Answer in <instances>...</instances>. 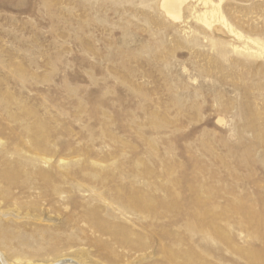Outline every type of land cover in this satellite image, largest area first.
<instances>
[{"label": "rangeland", "instance_id": "obj_1", "mask_svg": "<svg viewBox=\"0 0 264 264\" xmlns=\"http://www.w3.org/2000/svg\"><path fill=\"white\" fill-rule=\"evenodd\" d=\"M201 1L174 20L160 0H0V235L16 257L83 238L104 264L89 213L137 244L119 264H264V0Z\"/></svg>", "mask_w": 264, "mask_h": 264}, {"label": "bare ground", "instance_id": "obj_2", "mask_svg": "<svg viewBox=\"0 0 264 264\" xmlns=\"http://www.w3.org/2000/svg\"><path fill=\"white\" fill-rule=\"evenodd\" d=\"M160 1H161L160 6L162 7V10H164V12L168 17L174 20H179L181 18L180 14L182 11V7L185 4H187V0H160ZM195 1H199V0H195ZM209 2L210 0H202L201 4L205 6ZM197 19L205 23H208L206 13H204L202 16L201 15L197 16ZM220 20L222 21L223 24H225V20L223 16L220 17ZM228 29L230 33H233L232 29L230 28ZM116 195L119 196L117 193ZM162 205H163V209L167 208L165 202H162ZM124 207L127 213H129L133 218L135 217L138 218L140 216L150 217L152 213H154V211H152L150 208L145 206L142 202L138 203V202L125 201ZM77 220L78 223L87 224V228H89L93 234L95 233L98 234L99 238L96 239L94 238L93 241L89 240L87 245L89 246L90 243V246H92V248L96 250V253H98L99 255L98 257L102 263L119 264L120 262H122V258L125 257L126 254L131 255V254L139 253L140 250L137 244H134V242L133 243L129 242L127 234L124 231L111 233L102 223H100L99 221H93L89 213L80 215L77 218ZM260 223H261L260 226L254 231V236L257 239L261 240L263 245L261 250L252 252L250 254V257L262 261L264 259V219H262ZM218 234L220 235L219 232ZM103 237L110 238V240L109 241L103 240L102 239ZM86 240L87 239L82 238L81 242L77 243L70 239L63 241L59 237H53L52 242L44 249L45 252L42 253L44 255H47L46 259L42 260L39 263H34V261L31 259H26L24 257L23 258L16 257L18 253L15 251V249L12 248L9 249L6 243V238L0 235V249L7 250V253H3L0 250V264H101L100 262H96L92 260L91 257L93 256L92 254L94 253L82 249L83 246H85L88 241ZM7 254L11 257V259L7 258L8 256ZM167 256L172 263H175L170 253H167Z\"/></svg>", "mask_w": 264, "mask_h": 264}]
</instances>
